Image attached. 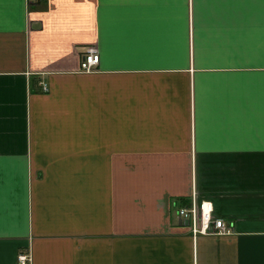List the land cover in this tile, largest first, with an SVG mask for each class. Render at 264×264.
<instances>
[{"label": "crops", "instance_id": "1", "mask_svg": "<svg viewBox=\"0 0 264 264\" xmlns=\"http://www.w3.org/2000/svg\"><path fill=\"white\" fill-rule=\"evenodd\" d=\"M193 194L230 232L193 231ZM21 249L264 264V0H0V264Z\"/></svg>", "mask_w": 264, "mask_h": 264}, {"label": "built area", "instance_id": "2", "mask_svg": "<svg viewBox=\"0 0 264 264\" xmlns=\"http://www.w3.org/2000/svg\"><path fill=\"white\" fill-rule=\"evenodd\" d=\"M99 60L98 52L93 47L85 50L80 68L83 71L93 69ZM43 90H47V85L43 84ZM212 206L208 202H197L193 194L191 204L188 207L180 206L178 213L187 219H192L193 231L206 232L207 230L216 233L230 232V226L221 218L212 217ZM17 264H32V256L30 253L20 251L17 255Z\"/></svg>", "mask_w": 264, "mask_h": 264}, {"label": "rangeland", "instance_id": "3", "mask_svg": "<svg viewBox=\"0 0 264 264\" xmlns=\"http://www.w3.org/2000/svg\"><path fill=\"white\" fill-rule=\"evenodd\" d=\"M21 250H23V249H21ZM21 250H19V252H20ZM23 252L30 253L29 250H23ZM30 254H31V253H30Z\"/></svg>", "mask_w": 264, "mask_h": 264}]
</instances>
